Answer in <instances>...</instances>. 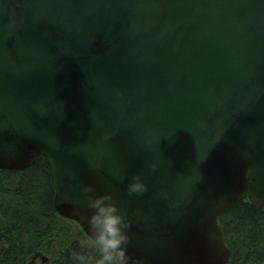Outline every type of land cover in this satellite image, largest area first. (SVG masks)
Listing matches in <instances>:
<instances>
[{
  "label": "water",
  "instance_id": "obj_1",
  "mask_svg": "<svg viewBox=\"0 0 264 264\" xmlns=\"http://www.w3.org/2000/svg\"><path fill=\"white\" fill-rule=\"evenodd\" d=\"M39 156L88 238L113 194L129 262L226 264L220 217L264 209V0H0V169Z\"/></svg>",
  "mask_w": 264,
  "mask_h": 264
},
{
  "label": "trees",
  "instance_id": "obj_2",
  "mask_svg": "<svg viewBox=\"0 0 264 264\" xmlns=\"http://www.w3.org/2000/svg\"><path fill=\"white\" fill-rule=\"evenodd\" d=\"M54 195L45 156L21 170L0 169V264H34L33 257L40 258L38 264H75L73 251H80L81 241L89 238L76 222L57 213ZM220 223L231 253L226 264H264V209L244 198ZM69 225L83 239H74Z\"/></svg>",
  "mask_w": 264,
  "mask_h": 264
},
{
  "label": "clouds",
  "instance_id": "obj_3",
  "mask_svg": "<svg viewBox=\"0 0 264 264\" xmlns=\"http://www.w3.org/2000/svg\"><path fill=\"white\" fill-rule=\"evenodd\" d=\"M155 171L156 162L150 163ZM127 192L143 195L147 191V184L139 173L133 175L128 182ZM86 206L91 209L88 216L90 238L81 241V250L73 251L75 264H129L128 244L131 222L125 210L115 202L111 192L97 194L93 185L84 188ZM91 248V252H85Z\"/></svg>",
  "mask_w": 264,
  "mask_h": 264
},
{
  "label": "rangeland",
  "instance_id": "obj_4",
  "mask_svg": "<svg viewBox=\"0 0 264 264\" xmlns=\"http://www.w3.org/2000/svg\"><path fill=\"white\" fill-rule=\"evenodd\" d=\"M69 228L71 230V234L74 239H83L84 237L83 234L80 233V231L77 229L75 225H69ZM31 262H33L34 264H38L40 262V258L33 257Z\"/></svg>",
  "mask_w": 264,
  "mask_h": 264
}]
</instances>
